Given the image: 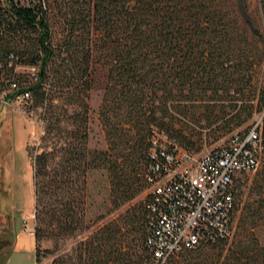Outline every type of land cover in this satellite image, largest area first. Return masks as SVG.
<instances>
[{
  "label": "trees",
  "instance_id": "1",
  "mask_svg": "<svg viewBox=\"0 0 264 264\" xmlns=\"http://www.w3.org/2000/svg\"><path fill=\"white\" fill-rule=\"evenodd\" d=\"M5 54L38 66L30 98L44 104L46 134L64 133L32 161L35 243L83 229L89 171L105 170L118 208L146 186L152 137L163 135L168 150L196 151L204 136L215 139L264 110V0H0ZM93 88L102 91L104 149L86 145ZM259 127L264 139V112ZM8 174L0 167V191L9 193ZM145 199L87 233L72 257L48 264H156L145 246ZM259 214L264 203L246 201L230 236L161 264H264L254 235Z\"/></svg>",
  "mask_w": 264,
  "mask_h": 264
},
{
  "label": "built area",
  "instance_id": "2",
  "mask_svg": "<svg viewBox=\"0 0 264 264\" xmlns=\"http://www.w3.org/2000/svg\"><path fill=\"white\" fill-rule=\"evenodd\" d=\"M37 79L36 64H21L12 54L0 56V108L28 101V84ZM259 126L255 122L245 133H233L226 145L200 155L176 146L168 150L163 135L152 137L145 175V246L156 264L231 234L234 179L259 165L264 148ZM23 229L32 234L27 225Z\"/></svg>",
  "mask_w": 264,
  "mask_h": 264
},
{
  "label": "rangeland",
  "instance_id": "3",
  "mask_svg": "<svg viewBox=\"0 0 264 264\" xmlns=\"http://www.w3.org/2000/svg\"><path fill=\"white\" fill-rule=\"evenodd\" d=\"M30 2L31 0H18L20 5H28ZM260 72H262V76L264 77V64ZM101 94L102 91L99 88L90 89L87 94L86 145L89 149L105 148L104 134L98 117ZM43 109L44 104H35L33 95L23 104L8 105L7 107L0 108V112L2 113V117H0V167L7 165V169L10 172V175H8L12 180L11 185L10 181L7 184L8 187L10 186L9 193L6 186L4 191H0V211L7 212V224H9L8 217L11 214H15V221H17V209H19L22 196H25L27 201L30 199L29 183H32L33 158L42 151L46 143L59 142L64 136V133L59 130L60 128L57 129L58 127H54L49 134H46ZM263 112L264 110L254 112L248 120L240 125L233 126L229 131H224L215 139L204 136L199 148L196 151H191L190 154L200 155L214 148L226 145L228 138L233 133L246 132L255 122H260ZM63 118L65 119L66 117L63 116ZM47 135L50 138L46 141L45 137ZM263 158L261 154V160L256 169L236 176L238 179L235 182V210L231 234L235 231L238 216L246 201L252 205L264 203ZM145 194L146 186L130 202L124 203L118 208H112L109 203V184L105 170L95 168L89 171L85 176L83 229L77 230L69 237H58L56 239L44 237L37 240L35 244L37 246L38 262L40 264H48L54 256H63L65 254L72 257L73 248L87 233L105 222L117 218L130 205L134 203L142 205ZM33 217V210H28L21 219L22 227L23 225H27L31 228L32 234L35 225ZM254 235L257 241L264 245V215H257L254 225ZM5 244L6 239L0 242V252ZM209 247L210 244L202 248L206 249Z\"/></svg>",
  "mask_w": 264,
  "mask_h": 264
},
{
  "label": "crops",
  "instance_id": "4",
  "mask_svg": "<svg viewBox=\"0 0 264 264\" xmlns=\"http://www.w3.org/2000/svg\"><path fill=\"white\" fill-rule=\"evenodd\" d=\"M30 185V199L27 201L25 196H22L17 209V221L15 214H11L9 218L8 230L12 233V239L6 240L5 246L0 252V264H40L35 256V240L33 234L28 233L22 227V217L26 211L33 210V192L32 183ZM6 228L7 214L5 213ZM8 242V243H7Z\"/></svg>",
  "mask_w": 264,
  "mask_h": 264
},
{
  "label": "flooded vegetation",
  "instance_id": "5",
  "mask_svg": "<svg viewBox=\"0 0 264 264\" xmlns=\"http://www.w3.org/2000/svg\"><path fill=\"white\" fill-rule=\"evenodd\" d=\"M4 229L8 230V224H7V228H6V220L4 219V217H2V215H0V230L2 231ZM8 237H9V234H7V235H2L1 234L0 242L5 241V239L8 238Z\"/></svg>",
  "mask_w": 264,
  "mask_h": 264
},
{
  "label": "water",
  "instance_id": "6",
  "mask_svg": "<svg viewBox=\"0 0 264 264\" xmlns=\"http://www.w3.org/2000/svg\"><path fill=\"white\" fill-rule=\"evenodd\" d=\"M1 234L2 235H7V234H9V237L8 238H6V240H11L12 239V233H11V231L10 230H7V229H4V230H0V237H1Z\"/></svg>",
  "mask_w": 264,
  "mask_h": 264
}]
</instances>
